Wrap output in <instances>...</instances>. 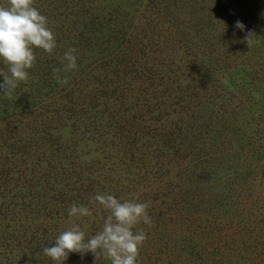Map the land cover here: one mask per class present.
I'll return each instance as SVG.
<instances>
[{"label":"trees","instance_id":"1","mask_svg":"<svg viewBox=\"0 0 264 264\" xmlns=\"http://www.w3.org/2000/svg\"><path fill=\"white\" fill-rule=\"evenodd\" d=\"M102 1L35 0L57 48L52 54L35 49L29 79L11 97L0 93L5 263L17 264L19 253L44 256L43 248L64 230L51 232L39 224L32 215L38 210L30 206H40L50 218L69 191H77L74 198L84 195L81 205L94 216L88 226L79 224L86 236L102 228L103 209L88 193L94 169L74 162L76 145L88 140L111 163L152 169L156 177L173 174L157 181L138 264H226L236 258L264 264L259 255L264 241L254 239L243 253L235 237L262 230L257 220H264L262 205L255 203L249 215L237 214L238 223L222 211L223 203L242 209L254 203L240 186V163H226L237 154L227 144L237 130L232 118L251 99L252 85H244L247 78L239 71L245 75L244 65L259 64L241 42L246 32H236L237 21L246 24L243 12L250 6L244 0H136L139 7L130 11ZM224 15L228 20L219 27ZM69 48L76 49L77 69L61 73L68 78L62 85L53 69L63 68ZM240 48L248 53H236ZM0 68L7 70L2 60ZM64 128L70 139L59 135ZM252 185L261 187L254 177ZM77 255L71 253L68 264H92Z\"/></svg>","mask_w":264,"mask_h":264},{"label":"rangeland","instance_id":"2","mask_svg":"<svg viewBox=\"0 0 264 264\" xmlns=\"http://www.w3.org/2000/svg\"><path fill=\"white\" fill-rule=\"evenodd\" d=\"M199 3L202 4V1L199 0ZM101 4H118L130 11H135V9L139 7L138 1L136 0H103ZM243 4H248L250 6V9L248 8L243 12V14H245L244 19H246V24L244 25L245 30L236 29V32H240L241 35L246 31L255 32L257 38L249 51H252V56L257 59L255 62H259V64L255 63L253 67L251 64L244 65L245 75L242 73L243 71H239L242 76L247 78L244 85L250 86L247 82H250L252 85L250 86L251 99L237 111L235 116L233 115L234 118L231 117L232 119H235L237 130L234 133L230 132L231 140L230 143L227 144L231 145L233 148L232 151H235L237 154L232 157H226V163L229 166L235 165V162L233 161L232 164L231 160H236L240 163L239 168H243V171H241L242 177L239 178L240 186L246 190L248 200L254 203H249L245 209H242V204L231 205L223 203V213L227 216H232L234 223L239 222L240 218L236 216L237 214L242 215L248 211L247 214L249 215L250 211L254 210V206L256 205L258 207L259 205H262V210H264V0H244ZM225 19H227V17L224 15L223 22L220 23L219 27L228 20ZM241 42L244 44L243 40H241ZM242 50L243 48H240L236 53L241 55L248 53L245 52V50ZM253 68H256V72ZM235 78L238 80L237 76H235ZM228 86L230 89L234 88L232 85L228 84ZM58 133L64 139L71 138V134L68 132L67 128L58 131ZM76 154L78 157L74 162L81 165H92L94 169V171L89 173L91 179L94 181L92 184L93 189L88 191L93 197L97 194H112L122 201L138 198L142 202H150L151 197L155 195L154 190L159 178H172L171 176L173 175L172 172L169 171L167 172V175L161 172L160 175L156 177L157 174H155L152 169L144 168L146 171H143L141 168L131 165L123 166V163L117 160H113V163H111L110 160L104 159L99 144L94 141L85 140V142L78 143L76 145ZM249 161H251V163L248 165ZM98 166H100L99 170ZM253 177L261 183V187L259 185H252ZM65 181L71 182L73 179ZM154 181L155 183H153ZM213 185H215V183ZM188 186L189 185L187 184L184 187L187 189ZM81 192L82 191H80V193ZM67 194L68 199L64 202L60 201L58 203L56 208H58L59 211H52L53 213H50V218L46 216L45 211L40 206H30L32 208H37L38 210L37 213L32 214L33 216H36L38 223L48 226L51 232L55 228L66 231L73 224H80L83 227H86L88 226L86 225V222L94 218L93 215L88 217H70L68 212L71 206L73 204L79 206V204L81 205L87 199L84 198V195H81V198H74L76 194L78 195L76 190L72 192L69 191ZM36 200V198L33 199V201ZM88 200H91V198ZM95 203L99 206L98 202ZM101 209L103 208L101 207ZM28 211L29 208H27L26 212ZM107 214V212L102 210V218L99 221L101 226H103V219ZM261 219L262 217L257 219L262 224V230L260 229L257 234L250 233L249 235L242 234L241 236L240 234L235 236L238 239V247L243 253L247 252L249 243L254 239L258 238L259 241H264V220ZM137 228L143 229L145 232L148 225L140 223L137 225ZM168 228L171 229V226L169 225ZM168 231L169 230H166L165 232ZM209 240L210 238H207L206 241L202 240V243ZM52 246H54V243L47 245V247ZM6 250L7 249L0 246V264H6V259L2 254V252H5ZM259 255L264 258V247L261 248ZM15 256L19 259L17 264H61V262L53 261L50 257L45 255H38V259L37 255L32 254L31 252L19 253ZM75 257L80 262L91 260L92 264H96L95 257L92 253L83 256L78 253ZM251 260L249 258H236L229 261V263L226 262V264H253L250 263ZM68 263H70L69 259L63 262V264ZM76 264L78 263L76 262ZM97 264H111V261L102 257L97 261Z\"/></svg>","mask_w":264,"mask_h":264},{"label":"clouds","instance_id":"3","mask_svg":"<svg viewBox=\"0 0 264 264\" xmlns=\"http://www.w3.org/2000/svg\"><path fill=\"white\" fill-rule=\"evenodd\" d=\"M35 0H7L0 3V60L6 66L0 68V93L11 97L20 82L29 79V70L36 61L35 49L39 48L52 54L57 48L56 35L49 26L48 18L34 6ZM236 27L245 30L242 22ZM254 31H246L244 41L249 48L256 39ZM76 49L69 48L64 52L61 63L63 68H54V78L58 83H68L66 75L77 69ZM92 200L107 212L102 228L91 237L79 224H73L55 240L54 246L44 247L43 254L53 261L63 264L71 253L82 256L92 253L95 262L102 257L111 264H138L140 249L147 239L143 229L137 228L140 223L151 226L152 220L148 209L151 202H142L138 198L131 200L118 199L112 194H97ZM70 217H88L92 212L88 206L73 204L69 209ZM39 259V256L37 255Z\"/></svg>","mask_w":264,"mask_h":264}]
</instances>
